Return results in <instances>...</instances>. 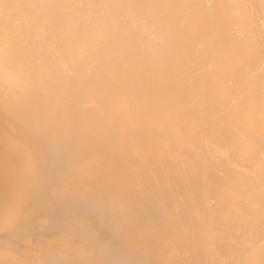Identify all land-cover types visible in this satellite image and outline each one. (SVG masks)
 <instances>
[{"label": "bare ground", "instance_id": "bare-ground-1", "mask_svg": "<svg viewBox=\"0 0 264 264\" xmlns=\"http://www.w3.org/2000/svg\"><path fill=\"white\" fill-rule=\"evenodd\" d=\"M0 264H264V0H0Z\"/></svg>", "mask_w": 264, "mask_h": 264}]
</instances>
